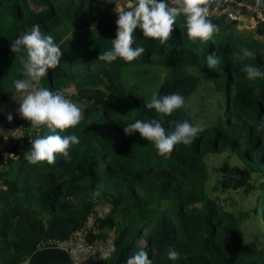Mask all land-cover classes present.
Segmentation results:
<instances>
[{
    "label": "trees",
    "instance_id": "obj_1",
    "mask_svg": "<svg viewBox=\"0 0 264 264\" xmlns=\"http://www.w3.org/2000/svg\"><path fill=\"white\" fill-rule=\"evenodd\" d=\"M93 1L0 0V131L6 109L19 107L13 80L21 78L24 52H11L10 44L34 24L62 50L41 87L60 91L82 113L75 127L57 129L79 138L69 149L71 159L57 153L52 165L27 161L30 139L47 133L41 126L39 135L32 130L19 137L0 167V264H76L77 238L88 246L110 243L83 264H126L141 249L152 264H264V242L245 240L240 232L250 212L205 188L207 155H236L262 178L252 212L264 232V130L257 131L264 121V77L248 80L241 71L245 64L264 71V25L237 30L235 19L226 22L210 11L206 18L216 31L206 41H190L180 15L166 41L145 37L137 27L134 47L145 52L107 63L96 58L111 49L117 17L110 6L95 9ZM243 47L255 58L242 59ZM213 54L219 63L209 68ZM202 76L211 81L222 111L216 123L202 124L191 144L160 155L138 132L125 135L124 127L137 119H159L166 132L177 120L194 124L185 107ZM173 92L185 105L171 115L145 107L153 93ZM225 171L235 188H254L241 168ZM102 201L110 206L105 217L96 209ZM169 248L179 253L177 260L168 259Z\"/></svg>",
    "mask_w": 264,
    "mask_h": 264
},
{
    "label": "clouds",
    "instance_id": "obj_2",
    "mask_svg": "<svg viewBox=\"0 0 264 264\" xmlns=\"http://www.w3.org/2000/svg\"><path fill=\"white\" fill-rule=\"evenodd\" d=\"M115 4L116 36L111 40V49L100 53L96 58L99 61L111 63L117 58L132 61L141 56L145 49L134 47V29L140 28L143 36L166 41L174 30L176 18L185 17L184 27L190 41H206L214 31L213 25L207 17V8L202 7L206 0H174L176 6H169L167 0H111ZM20 56L22 66L21 78L13 80L14 96L19 104L16 109L21 118L30 121L31 127L45 126L47 133L30 139V149L24 154L29 163L36 164L46 161L52 165L56 162L59 153L65 160L71 159L69 149L79 143L76 135L61 136L57 129L75 127L82 119L80 108L67 99L60 91L53 92L44 87L36 88L35 82L46 76L49 69H55L60 63L62 50L50 35H44L39 24L20 34L10 44V51ZM241 58H255V53L243 47L240 49ZM219 63L216 56L207 58L209 68H215ZM241 71L246 73L248 80L264 77L260 68L245 64ZM19 97V99L17 98ZM185 105V98L179 93H170L159 96L153 93L145 107L154 109L156 113L169 116L174 110ZM13 116L8 114L11 122ZM174 128L166 132L159 119L147 121L137 119L123 129L125 135L138 132L146 141L152 142L160 155L171 152L177 144L189 145L203 131L200 123L192 124L187 120L175 121ZM264 130V121L257 131ZM12 136L19 138V135ZM7 138V137H5ZM94 195L99 196V191ZM169 260L175 261L179 253L174 249L167 250ZM126 264H152L148 253L141 249L127 258Z\"/></svg>",
    "mask_w": 264,
    "mask_h": 264
},
{
    "label": "rangeland",
    "instance_id": "obj_3",
    "mask_svg": "<svg viewBox=\"0 0 264 264\" xmlns=\"http://www.w3.org/2000/svg\"><path fill=\"white\" fill-rule=\"evenodd\" d=\"M96 9V5L93 4ZM40 84V81H39ZM41 86V84H40ZM70 93L73 92L72 89L68 90ZM218 97L213 93V85L211 81L206 77L202 76L199 85L194 90L191 98L188 101L185 109L191 115L194 124H208L216 123L218 117L222 111L221 107L218 106ZM6 134L5 137H16L12 136L10 129L5 126ZM32 130H37L36 127H31L29 124L26 126L25 131L31 132ZM37 133V132H36ZM39 135V133H37ZM13 135H19L14 133ZM20 137V135H19ZM19 139V138H18ZM237 166L241 168L248 177V182L251 183L254 188L250 192L244 190V186L235 188L230 181L229 175L225 171V167ZM206 169L207 175L205 180L206 191L210 194L217 196L218 199H228L229 198L236 200L238 202V209L249 211V218L241 224V235L245 240H254L256 239L259 243L264 242V232L261 228L259 230V220L256 214L252 212V209L255 207L256 198L258 195V184L262 180L259 175L248 169L244 163L237 158L236 155L232 154L229 151L211 153L206 157ZM231 177H234V174L231 173ZM227 203V202H225ZM109 205L105 201H102L100 205L96 206L97 213L103 215L104 217L108 215ZM81 238H77L73 241L74 245H78V253L76 264H83L88 259H97L95 257L96 251H100L104 254V251L110 246V243L105 245L100 241L95 243L92 246H88L86 243H82ZM75 245V247L77 246ZM100 253V254H101ZM99 254V253H98Z\"/></svg>",
    "mask_w": 264,
    "mask_h": 264
},
{
    "label": "built area",
    "instance_id": "obj_4",
    "mask_svg": "<svg viewBox=\"0 0 264 264\" xmlns=\"http://www.w3.org/2000/svg\"><path fill=\"white\" fill-rule=\"evenodd\" d=\"M206 5L212 7L213 10H217L219 7H230L233 9H238L241 12L247 13L252 16L256 26L264 25V8H262L257 0H206ZM104 2L96 1V7L106 9ZM35 82V87L40 88L41 86ZM11 113L13 119L11 122L7 120L8 114ZM7 116L5 119V126L11 131L17 133L22 137L24 135L25 128L30 124V121L21 118V116L17 113L16 109L8 110ZM36 132H40V128L36 127ZM36 133V134H37ZM38 135V134H37ZM18 141V138L15 139L13 137L2 138L0 140V167H2L6 163V159L8 156H12V148L15 143ZM92 216L88 218L85 226L86 228L91 227ZM77 236H81L82 232H78Z\"/></svg>",
    "mask_w": 264,
    "mask_h": 264
},
{
    "label": "crops",
    "instance_id": "obj_5",
    "mask_svg": "<svg viewBox=\"0 0 264 264\" xmlns=\"http://www.w3.org/2000/svg\"><path fill=\"white\" fill-rule=\"evenodd\" d=\"M96 1L98 0H94L93 4L96 5ZM100 2H104L105 3V7L107 8L108 6H110L111 10L114 9L115 4L113 2H111V0H99ZM169 3L172 6H176L174 3V0H169ZM202 7H206L207 8V14H210V11H212L211 13L214 14H218V15H223L225 17V21L229 22L232 19H235L238 24L236 25L237 30L241 29L243 31H251L254 32L255 30V22L252 18V16H250L247 13L241 12L238 9H233L230 7H219L217 10H210L208 5H202ZM8 110H12V109H6V112H8ZM6 129L4 128V130L0 131V140L3 138V136L6 134Z\"/></svg>",
    "mask_w": 264,
    "mask_h": 264
},
{
    "label": "water",
    "instance_id": "obj_6",
    "mask_svg": "<svg viewBox=\"0 0 264 264\" xmlns=\"http://www.w3.org/2000/svg\"><path fill=\"white\" fill-rule=\"evenodd\" d=\"M257 2L262 8H264V0H257ZM135 75L138 79L141 78V74L139 72H136Z\"/></svg>",
    "mask_w": 264,
    "mask_h": 264
}]
</instances>
